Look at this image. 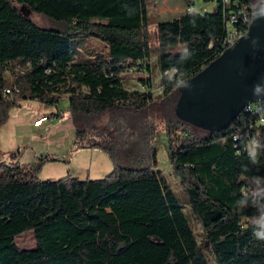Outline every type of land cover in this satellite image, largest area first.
<instances>
[{"label":"trees","instance_id":"1","mask_svg":"<svg viewBox=\"0 0 264 264\" xmlns=\"http://www.w3.org/2000/svg\"><path fill=\"white\" fill-rule=\"evenodd\" d=\"M203 1L215 2L214 9L156 25L159 47L185 45L191 57L206 58L204 66L165 82L156 98L149 82L147 92L124 85L125 73L151 57L147 0H0V128L20 99L58 107L67 97L78 149H97L115 159L121 144L122 154L132 149L135 154V146L122 143L124 137L144 147L149 160L146 166L116 167L98 179L55 180L37 173L46 162L60 161L56 157L43 155L29 165L0 162V264H211L205 247L218 264L264 259V241L253 235L264 193L243 192L251 187L248 179H264V129L254 155L238 153L247 148L246 140L239 148L233 140L238 120L208 128L177 108L183 94L179 81H189L229 45L220 48L226 35L224 0ZM239 1L249 10L242 36L264 0ZM22 7L74 30L41 27ZM17 64L28 69L18 73ZM6 88H14L12 94L6 95ZM158 118L173 174L202 226L204 242L159 167ZM26 232H34L36 248L18 246L17 236Z\"/></svg>","mask_w":264,"mask_h":264},{"label":"rangeland","instance_id":"2","mask_svg":"<svg viewBox=\"0 0 264 264\" xmlns=\"http://www.w3.org/2000/svg\"><path fill=\"white\" fill-rule=\"evenodd\" d=\"M215 2H205L203 0H147V9L149 20L152 25L150 28V40L152 43L151 57L138 62L139 66L125 73L124 85L130 90H145L146 83H151L150 91L156 98L163 95L165 82L173 79V73L166 75L165 71L175 66L181 77L195 66H204L205 57H189L181 61V56L185 55L182 50L187 48L185 45L159 47L157 37L153 36L156 32V25L162 21H170L180 17L183 13L189 12H211L214 9ZM22 12L31 18L41 27L73 31L74 27L64 21L54 19L34 12L30 8L22 7ZM252 21V19H251ZM251 23V22H250ZM247 34V33H246ZM245 34V35H246ZM93 42H96L93 40ZM19 106L13 108L10 119L0 128L1 152L0 162H12L19 160L23 165L38 162L43 155L59 158L60 161L46 162L42 169L37 173L41 179H59L66 175L77 176L81 179H98L112 172L119 166H146L149 163L147 154L141 145L133 142V139L127 140L122 137L124 144L128 141L135 146L134 150H129L128 155L122 154L124 146H117L118 153L115 159L109 157L103 151L97 149H78L76 146V125L70 112L69 99L65 97L56 106H48L43 101L32 98H23L18 101ZM60 111L59 116L51 118L53 112ZM47 115L49 121L43 125L35 126L36 118ZM159 136L157 139L159 167L162 169L181 203L184 211L199 239L204 242L203 230L200 222L195 217L188 204V199L183 191L182 185L177 177L174 176L172 167L167 157L168 143L165 136V129L160 118ZM122 146V147H121ZM123 149V150H122ZM21 151L18 158L12 156V153ZM134 154V155H133ZM254 190L264 193V179H248ZM255 184V187L254 185ZM256 191V192H257ZM20 248H36V238L34 232L20 234L16 238ZM206 256L211 264H218L211 248L205 247ZM240 258L232 264H241ZM260 264H264V259Z\"/></svg>","mask_w":264,"mask_h":264},{"label":"water","instance_id":"3","mask_svg":"<svg viewBox=\"0 0 264 264\" xmlns=\"http://www.w3.org/2000/svg\"><path fill=\"white\" fill-rule=\"evenodd\" d=\"M182 87L181 116L199 126L222 129L250 103L264 101L252 93L264 83V3L257 6L249 32L212 60Z\"/></svg>","mask_w":264,"mask_h":264},{"label":"built area","instance_id":"4","mask_svg":"<svg viewBox=\"0 0 264 264\" xmlns=\"http://www.w3.org/2000/svg\"><path fill=\"white\" fill-rule=\"evenodd\" d=\"M254 7L255 5L251 4V9ZM248 11L249 10H244V3L239 0H224V20L226 35L223 38L220 48H222L223 45H226L229 41L237 42L239 40V29L244 26L245 18H248ZM26 69L28 68H21V64H17L14 70L18 73H23ZM49 71L50 70H47V72ZM6 74L10 75L11 70H6ZM165 74L170 75V71H166ZM13 90L14 88H6L5 94L10 95L12 94ZM48 120V116L42 117L35 122V125L39 126ZM236 120L240 122L239 132L236 133L233 137V140L236 142V147L239 148L241 146L240 142L242 140L247 141V148L244 147L243 149H239L238 153L244 152L252 155L250 154V151L254 149L255 154L257 145L256 137L259 134V129H264V101H259L247 105ZM243 192L245 194H255L256 190H254L252 187H244ZM262 212H264V209L262 210Z\"/></svg>","mask_w":264,"mask_h":264},{"label":"clouds","instance_id":"5","mask_svg":"<svg viewBox=\"0 0 264 264\" xmlns=\"http://www.w3.org/2000/svg\"><path fill=\"white\" fill-rule=\"evenodd\" d=\"M189 12L191 13L192 9H189ZM182 53H185V55L181 56V61L186 60L191 56V53L188 52L187 48L183 49ZM169 71L174 74L172 77L173 79H175L176 76L179 75V71L175 66L170 68ZM178 86L189 87V84L181 79L178 83ZM262 90H264V83H257L253 85L252 93L254 96L260 97V93ZM250 154L254 155V149L250 151ZM253 219L257 220V222H261L260 227L254 228L253 235L256 239L264 241V212H262L259 217H254Z\"/></svg>","mask_w":264,"mask_h":264},{"label":"bare ground","instance_id":"6","mask_svg":"<svg viewBox=\"0 0 264 264\" xmlns=\"http://www.w3.org/2000/svg\"><path fill=\"white\" fill-rule=\"evenodd\" d=\"M256 8H257V7H256ZM256 8H255V9H256ZM255 9L253 10V14H254ZM253 14H252V20H253ZM251 23H252V21H251ZM251 23H250V24H251ZM249 29H250V25H249V28H248V30H247L248 32H249ZM248 32H247V34H248ZM247 34H246V35H247ZM246 35H245V34H243L242 36L240 35V36H239V39L243 38V37L246 36ZM228 43H229V45H228V47H227L226 49H228L229 47H231L232 45H234V44L236 43V41H229ZM254 103H255V102H254ZM250 104H251V103H250ZM245 108H246V107H245ZM245 108H244V109H245ZM244 109H243V110H244ZM243 110H242V111H243ZM242 111H241V112H242Z\"/></svg>","mask_w":264,"mask_h":264},{"label":"crops","instance_id":"7","mask_svg":"<svg viewBox=\"0 0 264 264\" xmlns=\"http://www.w3.org/2000/svg\"><path fill=\"white\" fill-rule=\"evenodd\" d=\"M184 14V13H183ZM182 14V15H183ZM45 116H47V115H44L43 117H45ZM40 118H42V117H40ZM40 118H36V120L34 121V125H35V122L37 121V120H39ZM49 121V120H48ZM46 122V121H45ZM44 124V123H43ZM43 124H41V125H43ZM36 126V125H35ZM40 126V125H39ZM22 163V162H21Z\"/></svg>","mask_w":264,"mask_h":264}]
</instances>
